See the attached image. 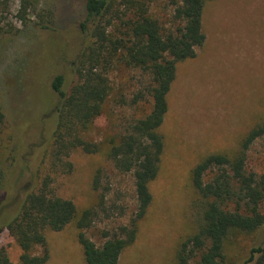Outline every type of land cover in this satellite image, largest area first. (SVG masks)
<instances>
[{
    "label": "rangeland",
    "instance_id": "rangeland-1",
    "mask_svg": "<svg viewBox=\"0 0 264 264\" xmlns=\"http://www.w3.org/2000/svg\"><path fill=\"white\" fill-rule=\"evenodd\" d=\"M21 1L0 0V170L5 173L0 219L14 215L28 190L48 173L60 102L52 82L63 74L64 88H70L87 38V0H31L24 19L19 16ZM149 2L150 14L164 27L178 25L174 0ZM203 29L204 45L195 58L178 63L167 97L169 109L160 128L165 150L159 176L150 184L152 203L136 240L117 264H178L179 243L197 230L201 212L192 169L209 154L236 153L248 131L264 118V0L208 1ZM110 79L103 111L85 133L98 151L75 149L73 169L57 173L54 180L57 193L73 200L79 211L93 209L92 224L84 231L98 246L123 235L121 228L129 225L138 205L134 173L115 166L111 140L117 141L153 106L151 76L143 69L117 64ZM247 168L264 173V137L251 145ZM216 173L214 168L204 179ZM46 239L50 258L45 264H88L74 224L48 230ZM258 245L264 246V225L254 233L235 230L227 240L229 264L242 262ZM0 247L6 248L12 264H22V250L6 228ZM43 250L37 246L33 254Z\"/></svg>",
    "mask_w": 264,
    "mask_h": 264
},
{
    "label": "trees",
    "instance_id": "trees-1",
    "mask_svg": "<svg viewBox=\"0 0 264 264\" xmlns=\"http://www.w3.org/2000/svg\"><path fill=\"white\" fill-rule=\"evenodd\" d=\"M212 0H174V29L166 28L150 14L149 0H87L83 29L87 38L75 63L76 80L66 90L65 76L52 82L60 102L54 112V130L48 152V173L33 185L16 213L0 219V233L6 228L19 244L22 264H45L49 258L46 232L77 228L88 264H117L123 250L137 238L140 221L146 216L153 195L150 184L160 173L165 142L160 128L168 113V94L176 78L178 63L195 58L204 45L205 5ZM31 0H22L19 16L25 18ZM90 25V26H89ZM141 68L151 76L149 93L152 110L130 124L119 139L111 140L110 158L124 172L133 171L137 210L122 236L98 246L85 233L91 226L93 209L78 210L73 200L57 193V173L73 169L72 152L96 153L97 144L85 133L102 113L112 86L114 66ZM0 105V120L3 117ZM264 137V118L253 126L233 155L212 153L192 169L193 186L200 195L201 212L197 230L186 236L177 249L178 264H229L227 240L235 230L254 233L264 225V173L247 168L251 145ZM216 175L206 181V174ZM99 181L95 179V184ZM0 170V190L5 185ZM41 246L42 254L33 250ZM264 246L253 247L238 264H264ZM0 264H12L6 248L0 247Z\"/></svg>",
    "mask_w": 264,
    "mask_h": 264
}]
</instances>
